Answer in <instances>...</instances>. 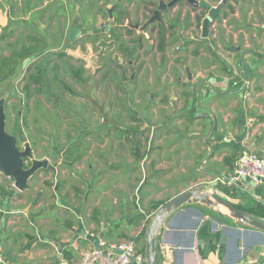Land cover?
<instances>
[{
  "label": "crops",
  "instance_id": "1",
  "mask_svg": "<svg viewBox=\"0 0 264 264\" xmlns=\"http://www.w3.org/2000/svg\"><path fill=\"white\" fill-rule=\"evenodd\" d=\"M13 1L0 0V29L17 19L21 23L28 19L10 14ZM206 1L214 5L219 0ZM261 2L264 4V0H227L211 25L225 28L223 44L216 29L205 48L176 55L185 57L175 66L184 71L186 80L144 81L142 114L128 107L132 117L142 120L141 132L130 134L129 141L128 160L132 171L140 175L138 179L133 176L131 181L132 172L117 182L115 193L55 190L50 197L39 192L30 199L32 177L27 189L18 190L13 179L0 173V264L75 262L82 250L94 244L89 232L108 241L132 240L141 249L152 212L139 201L148 204L155 192L170 190L167 201L191 186L205 184L208 193L240 209L256 202L264 205V183L247 177L231 179L238 153L264 154V16L260 22L245 24L249 33L238 27L228 36L226 26L230 15L238 18L244 11L249 18L255 9L263 14ZM178 4L167 10L175 12ZM122 5H111L112 11ZM17 8H22L21 0L12 9ZM184 13L185 9L181 18ZM178 30L181 40L188 32L183 25ZM194 45L192 42L189 47ZM66 150L75 153L71 146L63 148ZM30 152L33 155L32 149ZM81 156L83 153L76 151L69 167ZM36 160L44 159L31 162ZM210 199L214 205L192 202L169 215L159 232V263L264 264V231L245 225L228 207ZM161 246H166V252H160Z\"/></svg>",
  "mask_w": 264,
  "mask_h": 264
},
{
  "label": "rangeland",
  "instance_id": "2",
  "mask_svg": "<svg viewBox=\"0 0 264 264\" xmlns=\"http://www.w3.org/2000/svg\"><path fill=\"white\" fill-rule=\"evenodd\" d=\"M16 1H13L11 9L18 3V0ZM21 1L22 8H17L16 11L9 9L10 14L26 17L27 21L21 23V20L17 19L10 22L2 33L0 31V60L4 59L7 65H15L13 74L0 81V121L3 122L4 128L16 137H19V129H22L28 138L26 145L32 143V160L43 158L56 168L55 173L40 168L31 176L32 184L28 198L34 199L39 192L50 197L55 190L115 193L117 182L124 180L132 172L131 181L134 180L133 176L135 180L140 177L135 170L132 171V166L130 167L131 161L128 159L131 158L129 147L132 143L128 141L125 129L129 126L142 127V120H133L128 107L142 114V100L147 89L144 81L150 79L155 83L162 79L186 80L184 71L180 72L175 66L185 60L183 55L176 56L178 52L207 46V39L211 38L216 29L217 39L223 44L224 27L210 26L208 38L202 39L201 21L207 11L203 8L196 9L185 0L179 2L175 12L165 10L160 13L159 18L154 19L153 11L157 8L159 0H122L125 3L119 4L125 5L112 11L111 18L108 9L111 5L118 4V0ZM257 1L252 0V3ZM261 5L264 4L261 2ZM38 6L41 8L36 9ZM241 6L243 3L240 2L239 7ZM183 9L185 13L181 18ZM120 10L125 13V26L110 25L111 21H115L114 13L118 14ZM262 16L264 13L262 14L261 9H255L249 18L244 11L240 12L238 18L230 15L226 22L229 28L227 35H231V31L238 27L249 33L245 24L259 21ZM77 25L81 35L70 40L69 29ZM159 25H172L168 30L165 28L167 45L163 53L156 50ZM182 25L188 33L180 40L178 29ZM191 26L193 28L189 29ZM91 29H99L100 32L94 34L90 32ZM192 42H195V45L191 46L194 48L189 47ZM211 43L216 46L212 41ZM33 45H37V52L22 59L17 57L22 46ZM31 51L23 50V53ZM46 55L48 65L41 81L50 82L51 89H47L46 84L43 87H37L38 84L34 87L31 82L33 80L29 78L34 73L35 65ZM3 70L6 73V69ZM74 80H84L85 83L72 82ZM88 80L90 81L87 82ZM67 86L71 87L69 93L73 99L68 98ZM38 93L49 97L47 104L50 108L43 103ZM83 94H86L85 99L81 97ZM54 98L60 103L61 109L52 107ZM94 101L101 103L100 109L97 110L98 115L80 123L78 119L84 115L82 113L91 112V109L95 111ZM67 105H72L71 110H67ZM78 106L80 108H77ZM71 112H77L78 115ZM67 113L73 114L74 118L66 120ZM97 122L101 125H94ZM63 127L65 131L73 127H87L92 129V137L96 131L102 141L109 139L104 148H97V152L99 148L102 150V163L94 161L87 152L91 144L89 139L84 143L87 149L84 145H78L73 148L75 153L63 152V148L70 143V137L63 134ZM139 140L142 145V135ZM23 145L25 143L20 142L21 148ZM53 150L55 152H52ZM76 151L82 152L87 158L85 162L73 161L69 167L68 161L74 158ZM106 157L108 162L104 160ZM88 163H91L92 168H88ZM28 164H32L30 159ZM90 169L94 172V177H90ZM139 173L142 174L141 171ZM100 177L102 181L96 183ZM170 195L171 191L167 190L155 192L153 196L165 200ZM154 198L148 204L143 203V199L139 201L142 206L145 205V208L151 210L150 220L156 212L153 205L158 200ZM220 219L227 221L225 216Z\"/></svg>",
  "mask_w": 264,
  "mask_h": 264
},
{
  "label": "water",
  "instance_id": "3",
  "mask_svg": "<svg viewBox=\"0 0 264 264\" xmlns=\"http://www.w3.org/2000/svg\"><path fill=\"white\" fill-rule=\"evenodd\" d=\"M182 0H159L157 8L153 11V19L159 18L160 13L171 9ZM194 8H203L207 11V14L201 21V38H208L209 27L219 17V13L226 4L227 0H219L217 5H212L206 0H185ZM112 7L108 9L109 16L112 14ZM79 28L73 26L69 29V39L76 38L79 34ZM23 140H26L23 135ZM30 156V147L26 145L23 151H20L16 146V139L13 135L6 132L4 124L0 121V173L13 179L14 187L18 190H24L29 187V178L40 168H46L51 170L53 173L56 172V168L51 163L44 160L33 161L31 166L26 167L24 158ZM207 185L198 184L191 186L184 191L176 194L169 200L165 201L161 206L158 207L154 213L152 219L149 221L145 231V245H144V256L145 264H159V232L162 225L168 219L169 215L172 214L176 209L180 208L184 204L192 202L206 203L214 205L211 197L214 198L217 203H221L228 207L230 211L238 218L241 222L258 228L264 231V220L255 217L244 209L235 207L229 201L220 198L215 193H208L205 188Z\"/></svg>",
  "mask_w": 264,
  "mask_h": 264
},
{
  "label": "built area",
  "instance_id": "4",
  "mask_svg": "<svg viewBox=\"0 0 264 264\" xmlns=\"http://www.w3.org/2000/svg\"><path fill=\"white\" fill-rule=\"evenodd\" d=\"M247 177L255 182L264 183V154L243 151L234 160L233 174L235 180ZM94 244L80 252L77 261L61 259L59 264H130L131 261L145 262L144 251H141L132 240L108 241L98 233L89 232ZM166 252V246L160 247Z\"/></svg>",
  "mask_w": 264,
  "mask_h": 264
},
{
  "label": "flooded vegetation",
  "instance_id": "5",
  "mask_svg": "<svg viewBox=\"0 0 264 264\" xmlns=\"http://www.w3.org/2000/svg\"><path fill=\"white\" fill-rule=\"evenodd\" d=\"M142 1H144V0H142ZM118 2V4H119V2H123V3H125L124 1H122V0H118L117 1ZM114 5H116V4H113V6ZM109 14V13H108ZM111 14H112V12H111ZM110 17V16H109ZM112 17V16H111ZM110 17V18H111ZM125 21V19H122L121 21H111V23H110V25H117V26H119V27H124L125 26V24H123V22ZM106 30H107V28H106ZM90 32H93L94 34H96V33H98V32H100V30L99 29H91L90 30ZM81 32H79V34H80ZM78 34V35H79ZM81 35V34H80ZM83 35H84V33H83ZM85 38V37H84ZM80 82V84H84L85 83V81L84 80H74V81H72V82ZM90 80H88L87 82H89ZM32 82V84H33V86L34 85H39V86H37V87H43L44 86V84H46L47 85V89H51L52 88V86H50V82H47V81H41V80H33V81H31ZM32 84H31V86H32ZM41 84H43V85H41ZM45 85V86H46ZM34 87H36V86H34ZM67 88H68V93L70 92V89H71V87L70 86H67ZM36 90V89H35ZM38 91V90H37ZM39 92V91H38ZM38 95L43 99V103L44 104H46V106L48 107V108H50L49 106H48V104L47 103H49V100L50 99H48L49 97H47V96H42L41 94H39L38 93ZM82 99H85L86 98V94H83L82 96ZM68 98H70V99H73L74 97L69 93L68 94ZM53 102H54V104H53V108H60L61 109V106H60V103L58 102V100L57 99H55L54 98V100H53ZM72 105H73V103L72 102H70ZM99 102H97V101H94V104H95V106H96V108H95V111H93L92 109H91V112H84V113H82V114H84V115H82V117H80L78 120H79V122L80 123H83V121L84 120H86V119H89V118H94V115H95V118H96V116L98 115V113H97V110L98 109H100V107H101V103H99ZM71 105V106H72ZM71 106H68L67 105V107H68V109L67 110H71L70 109V107ZM77 108H80L79 106L77 107ZM71 113H73V114H75V115H78V113L77 112H71ZM68 115L67 116H65V118H66V120H70L69 118H74L73 117V114H69V113H67ZM84 116V117H83ZM81 120H82V122H81ZM87 121V120H86ZM101 125V123L99 122H97V123H95L94 125ZM96 125V126H97ZM63 129V134H64V136H69L70 137V143L67 145V146H71V149H73L74 148V146L75 147H78V145H84V143H85V141L86 140H90V142H91V144H90V147L88 148L89 150H87L88 151V153L93 157V159H95V161H97V162H99V163H102V161H103V159H102V153H101V148H99V152H97V148L98 147H104V146H106V144L108 143V141H109V139H105L104 141H102L101 139H99V137H98V133L96 132V131H94V134H93V137H92V129H88L87 127L86 128H81V127H73V128H68L66 131H65V127H63L62 128ZM6 130V129H5ZM10 131H12V130H10ZM112 131V130H111ZM6 132H8L7 130H6ZM9 134H11V135H13L14 137H15V139H16V146L18 147V149L20 150V151H23L24 149H25V147H26V142H27V137L24 135V133H23V131H22V129H19V137H16L13 133H11V132H8ZM23 135L25 136V138H26V140H23ZM95 138V139H94ZM96 138H98V139H96ZM20 142L21 143H25V145H23L22 146V148H21V146H19V144H20ZM29 145H31V147H30V149H32V143H30ZM112 146V145H111ZM53 152V151H52ZM67 152H70V153H72V150H68ZM70 153H67V154H70ZM32 155H31V152H30V156L29 157H26V158H24V162H25V164H26V167H29V164H28V159H30V161H32V157H31ZM87 157H85L84 155L83 156H81V157H76V160H79V161H81V162H85V159H86ZM104 160L106 161V162H108L109 161V159L106 157V158H104ZM88 168H92V166H91V163H88ZM48 171H50L51 173H53L51 170H48ZM89 175H90V177H94V172L92 171V169H90L89 170ZM80 179V178H79ZM102 181V178L100 177V180L99 181H97L96 183H100ZM82 187V186H81Z\"/></svg>",
  "mask_w": 264,
  "mask_h": 264
},
{
  "label": "trees",
  "instance_id": "6",
  "mask_svg": "<svg viewBox=\"0 0 264 264\" xmlns=\"http://www.w3.org/2000/svg\"><path fill=\"white\" fill-rule=\"evenodd\" d=\"M156 5L154 4V7ZM119 8L118 6H115V10ZM125 18V13L123 10H120L118 14H114V19L115 21H121L122 19ZM7 27V26H6ZM6 27H3L1 28V33L2 31L6 28ZM172 27V25H169L167 27H165L164 25H159L158 26V31H157V47H156V50L160 53H163L165 51V48H166V45H167V41H166V36H165V28L170 29ZM0 33V39L2 37ZM205 39V38H203ZM206 40V39H205ZM208 46V45H207ZM37 45H33V46H29V47H24L22 46L19 53L17 54V57H20L21 59L24 58L26 55H32L33 53L37 52V49H36ZM204 48L206 46H203ZM23 50H32L31 52L29 53H23ZM60 54V53H59ZM61 55H59L60 57ZM48 56L46 55L40 62H38L36 65H35V70H34V73L31 74L29 76L30 79L32 80H41L43 79V74L45 72V69L48 65V60H47ZM44 60L45 63L43 62ZM15 66V65H14ZM14 66H10V65H7L6 64V61L4 59L0 60V81L1 79H5L7 78L8 76L12 75L14 70H15V67ZM3 68L6 69V73L4 72ZM132 117V116H131ZM132 118H134V120H138L137 117L133 116ZM124 132V131H123ZM138 132H141V130L139 129V126H135V127H132V126H129L125 129V133L127 134V138H128V141L131 140V136L130 134H136ZM135 136V135H134ZM135 143V155L136 157L139 156V148L137 146V143ZM68 150H66L65 152H67ZM71 154V153H70ZM166 200H158L156 202H154L155 205H153L155 208L154 210L156 211V209H158L159 206H161ZM235 206V205H234ZM235 207H238V208H241L240 206H235ZM250 214L252 215H255V216H260L261 218L264 219V205L259 203V202H256L254 206L252 207H249L246 209ZM220 217V216H219ZM222 217V216H221ZM224 217V216H223ZM145 232V231H144ZM143 232V234H144ZM141 251H144V247H142L140 249ZM158 263H159V256H158ZM145 264V262L143 263ZM160 264V263H159Z\"/></svg>",
  "mask_w": 264,
  "mask_h": 264
}]
</instances>
